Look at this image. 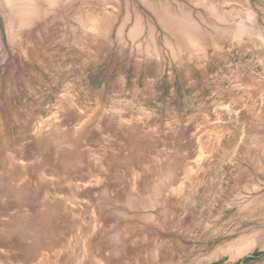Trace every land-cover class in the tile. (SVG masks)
Masks as SVG:
<instances>
[{
    "label": "rangeland",
    "instance_id": "obj_1",
    "mask_svg": "<svg viewBox=\"0 0 264 264\" xmlns=\"http://www.w3.org/2000/svg\"><path fill=\"white\" fill-rule=\"evenodd\" d=\"M0 264H264V0H0Z\"/></svg>",
    "mask_w": 264,
    "mask_h": 264
},
{
    "label": "crops",
    "instance_id": "obj_2",
    "mask_svg": "<svg viewBox=\"0 0 264 264\" xmlns=\"http://www.w3.org/2000/svg\"><path fill=\"white\" fill-rule=\"evenodd\" d=\"M202 37L201 32L181 31V67L185 72L195 70V67L200 66L201 62L204 61L201 58L210 54ZM218 49L220 48L215 43L212 52H216Z\"/></svg>",
    "mask_w": 264,
    "mask_h": 264
}]
</instances>
